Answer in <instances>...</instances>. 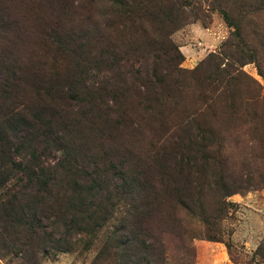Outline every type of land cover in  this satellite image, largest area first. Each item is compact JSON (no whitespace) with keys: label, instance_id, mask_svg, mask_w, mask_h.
Instances as JSON below:
<instances>
[{"label":"trees","instance_id":"16d2710c","mask_svg":"<svg viewBox=\"0 0 264 264\" xmlns=\"http://www.w3.org/2000/svg\"><path fill=\"white\" fill-rule=\"evenodd\" d=\"M202 3L85 0L73 8L76 55L91 57L76 65L73 77H63L67 85L61 82L50 100L69 118L62 126L70 138L49 122L39 149L19 161L13 155L16 142L29 135L28 119L6 139L11 146L0 154L11 159L0 160V184L23 181L0 202L3 258L13 253L12 260L42 264L113 223L93 264H166L161 221L180 223L175 213L183 206L202 223L203 198L226 209L237 191L216 154L224 145L214 128L230 127L249 111L263 127L264 97L260 83L243 71L257 58L244 50L250 48L243 28L227 5L218 10L235 30L195 69L182 66L185 57L172 34L206 15ZM10 91L0 80V95ZM47 151L55 152L54 162L44 160ZM169 204L163 216L159 210Z\"/></svg>","mask_w":264,"mask_h":264},{"label":"rangeland","instance_id":"374dc122","mask_svg":"<svg viewBox=\"0 0 264 264\" xmlns=\"http://www.w3.org/2000/svg\"><path fill=\"white\" fill-rule=\"evenodd\" d=\"M79 1L85 0H0V80L11 85L9 96L0 95V151L11 146L6 139L9 136L12 139V130L18 122L26 118L31 123L27 128L29 135L23 142H16L18 152L13 155L16 161L27 157L29 151L39 149L46 139L49 122L53 128L63 131L65 139L70 138L62 126V121L69 118L65 119L61 108L50 100L65 81L63 77L69 73L73 77L79 71L76 65L86 64L91 57L90 53L83 59L76 55L79 32L74 25L77 20L70 19V14ZM192 1H203L206 15L186 22L172 34V40L185 57L182 66L195 69L211 52L219 51L235 30L219 11L222 5H227L243 28L250 48L244 50L250 53L254 50L257 58V62L245 64L243 71L260 83L264 97V76L260 75V70L264 75V0ZM54 76L58 80L55 84ZM244 114L247 118L239 119L230 127L224 124L214 128L217 133L221 132L224 145L216 154L222 157L225 173L231 176L237 192L226 199L225 210L216 209L210 199L203 198L201 209L207 214L203 215L202 223L189 217V210L183 206L175 213L180 223L161 221L159 231L166 264H264V126L257 128L250 111ZM224 138H227L225 143ZM51 147L52 144L47 150ZM47 154L44 160L54 162L55 152ZM56 155L61 156V152ZM1 159L3 165L11 158L0 154ZM22 181L21 177H15L0 184V202L19 189ZM198 205L196 210L200 209ZM159 211L167 217L171 205ZM112 226L109 223L95 236L83 234L77 248L52 255L42 264H93ZM208 233L217 235L218 239H207ZM197 235L201 237L193 239ZM12 255L5 258L0 255V264H24L20 258L12 260ZM101 263L112 264L108 260Z\"/></svg>","mask_w":264,"mask_h":264}]
</instances>
